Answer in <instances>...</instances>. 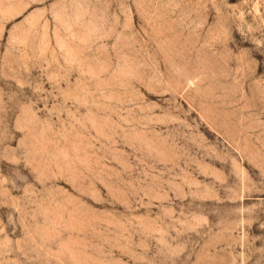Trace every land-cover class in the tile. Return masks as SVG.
I'll return each mask as SVG.
<instances>
[{
  "label": "rangeland",
  "instance_id": "obj_1",
  "mask_svg": "<svg viewBox=\"0 0 264 264\" xmlns=\"http://www.w3.org/2000/svg\"><path fill=\"white\" fill-rule=\"evenodd\" d=\"M0 264H264V0H0Z\"/></svg>",
  "mask_w": 264,
  "mask_h": 264
}]
</instances>
